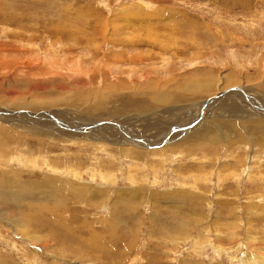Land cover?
Returning a JSON list of instances; mask_svg holds the SVG:
<instances>
[{
    "label": "rangeland",
    "instance_id": "1",
    "mask_svg": "<svg viewBox=\"0 0 264 264\" xmlns=\"http://www.w3.org/2000/svg\"><path fill=\"white\" fill-rule=\"evenodd\" d=\"M237 89L264 106V0H0L6 115L157 139L0 122V264H264V112Z\"/></svg>",
    "mask_w": 264,
    "mask_h": 264
},
{
    "label": "bare ground",
    "instance_id": "2",
    "mask_svg": "<svg viewBox=\"0 0 264 264\" xmlns=\"http://www.w3.org/2000/svg\"><path fill=\"white\" fill-rule=\"evenodd\" d=\"M204 91V90H203ZM248 94V93H247ZM223 95V94H222ZM248 95H250L251 96V94H248ZM253 95V94H252ZM160 96H162V95H160ZM155 97V96H154ZM251 97H253V96H251ZM236 99V98H235ZM160 100L162 101V102H170L171 100H172V98H170L169 96H166L165 94L160 98ZM218 100H220V98H218ZM153 101V100H152ZM159 101V100H158ZM231 101V100H230ZM154 102V101H153ZM155 103H156V101H155ZM163 104V103H162ZM225 105H227L228 106V104H225ZM207 106H208V104H207ZM214 107V106H213ZM221 107V106H220ZM238 107V106H237ZM94 108V107H93ZM223 108V107H222ZM208 109V108H207ZM227 109H228V107H227ZM227 109H225L224 111H218V112H221V113H219L220 115H224L225 117H230V116H233V115H241V113L243 114V112H240V111H234L231 107H230V110H231V112H228L227 111ZM252 109V108H251ZM5 109H0V122L2 123V124H13V122H14V125H15V123H18V124H20V122H26V121H33V119L34 120H39V122H34L33 124H37L40 128H38L37 129V127L35 128V127H33V129L31 128V131H35L36 133H39V132H41V134L40 135H42V134H45V135H48L49 133L51 134V132L52 131H56L55 133H58V134H61L62 135V133H63V135L65 134V135H68V134H70V132H71V134L73 135V137H75V138H77V136L80 134V135H82V137L81 138H86V135H88V136H92L93 137V135L90 133V132H92V131H96V128H99V131H97V133H94V136H99V137H102V140L104 141V142H106V138H108V137H110V138H112L111 137V135H109V128H116V131H117V135H120L121 137V139L123 140V141H127L128 143L130 142V140L128 141V137H130L131 138V141L133 140L134 141V139L136 140V142H138L139 144H145L146 146L147 145H151V144H153L155 141H157V139H155V141H153V140H148V139H146L145 137H144V135L145 134H150V132H148V130H150V129H148L147 128V126H143V125H141L140 126V128H138V127H132V128H129V126H126V127H121V126H118L119 125V123H114V122H112L111 124H109L108 126H106V122H103L104 120H103V118H102V116H94L92 119H87V118H84V117H82L81 115L80 116H76L77 117V119H75L74 117H75V115L73 114H70L69 115V118L70 119H68V117H66L65 119H63L62 117V115H66V113L64 114L63 112H60V113H56V114H54V113H52V111L50 112V111H48L46 114L45 113H42V114H31V113H25V115L24 116H22V115H20V116H12V115H6L7 113H8V111L6 112V111H4ZM219 110V109H218ZM258 111H261L260 109H257ZM62 111H65V110H62ZM94 111H96L97 112V110H94ZM253 111V110H252ZM250 112V111H249ZM254 112H256L255 111V109H254ZM67 113H69V112H67ZM76 113V115L78 114L77 112H75ZM12 114V113H11ZM249 114H251V115H253V116H257V115H255L253 112H250ZM264 114V113H263ZM45 115H47V116H45ZM27 116H29L30 118H26ZM72 116H74V117H72ZM154 116V115H153ZM22 118H24L26 121H23V119ZM49 118H51V120H49V121H47ZM154 118V117H153ZM47 119V120H46ZM150 119V118H149ZM74 120V121H73ZM139 120V119H138ZM146 120V119H145ZM77 121H82V122H77ZM153 121V120H152ZM196 121V120H195ZM84 122V123H83ZM116 122V121H115ZM125 122V121H124ZM244 122V121H243ZM129 124V123H128ZM13 125V126H14ZM56 126H58L59 128H62V129H59V128H57ZM153 126V125H152ZM107 127V128H106ZM128 127V128H127ZM167 127V132L164 134V132H163V136L161 137L162 139H164V138H166V137H164L165 135H167V134H169V133H172V127L170 128V129H168V127L169 126H166ZM165 127V128H166ZM28 128V127H27ZM73 128H78V129H74L73 130ZM136 128H138L137 130H136ZM156 128V127H155ZM179 128H181V127H179ZM179 128H175V130H177V129H179ZM63 129H65V130H63ZM100 129H102L101 131H100ZM70 130V131H69ZM151 130H152V127H151ZM150 130V131H151ZM74 131V132H73ZM78 131V132H77ZM81 131V132H80ZM111 131H113L112 129H111ZM115 131V132H116ZM147 133H146V132ZM154 131V130H153ZM45 132H48V134H46ZM69 132V133H68ZM114 132V131H113ZM123 132V133H122ZM52 133H54V132H52ZM146 136V135H145ZM153 136H154V134H153ZM113 138H114V136H113ZM126 138H128V139H126ZM133 138V139H132ZM167 138L169 139V138H172V137H168L167 136ZM78 139V138H77ZM125 139V140H124ZM152 139V138H151ZM164 140H166V139H164ZM140 141V142H139ZM147 141H149V142H147ZM159 141V140H158ZM142 142V143H141ZM163 142V141H162ZM125 143V142H124ZM125 144H127V143H125ZM145 146V147H146ZM53 178V177H52ZM55 179V178H54ZM56 180V179H55ZM60 185V184H59ZM59 185H56L57 186V188L59 189ZM84 189V191H88V189L87 188H83ZM30 191V190H29ZM83 191V190H82ZM96 191V190H95ZM3 195V194H2ZM90 196V195H89ZM64 198V197H63Z\"/></svg>",
    "mask_w": 264,
    "mask_h": 264
},
{
    "label": "water",
    "instance_id": "3",
    "mask_svg": "<svg viewBox=\"0 0 264 264\" xmlns=\"http://www.w3.org/2000/svg\"><path fill=\"white\" fill-rule=\"evenodd\" d=\"M239 89H237V90H233V91H231L232 93L230 94L231 96H229V98H234V97H237V96H241V97H245V99L246 100H248V101H252L253 102V104H252V106L256 109V108H258V109H260V110H262L263 112H264V106L258 101V100H256L255 98H253V97H251L250 95H248V94H246L245 92H242L241 90H239ZM217 98H221L220 96L218 97L217 96ZM212 101V99H210V100H206L205 102V110H206V106H207V104H208V102H211ZM204 109V108H203ZM11 113H17V112H13V111H11ZM20 113V112H19ZM203 115V113L201 112V116ZM26 118H30L29 116H27ZM199 118H200V116H198L197 118H194V121L192 122V124H190V123H187L186 125H185V128L183 127V129L181 128V129H177L176 131H172V133H169V134H167V135H165L164 137H166L167 138V136L169 137V136H171L173 133H177V132H181V133H184L187 129H190V127L193 125V123L194 122H196L195 120H199ZM23 119V121H26L24 118H22ZM192 119H193V117H192ZM48 120H51V118H49ZM163 141H168L167 139L166 140H163ZM127 142V141H126ZM147 146H149V145H147ZM151 148L153 147L152 146V144H151V146H150Z\"/></svg>",
    "mask_w": 264,
    "mask_h": 264
}]
</instances>
